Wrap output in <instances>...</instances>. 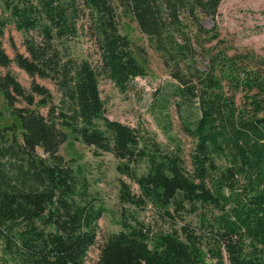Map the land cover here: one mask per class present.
I'll return each instance as SVG.
<instances>
[{"label": "trees", "instance_id": "1", "mask_svg": "<svg viewBox=\"0 0 264 264\" xmlns=\"http://www.w3.org/2000/svg\"><path fill=\"white\" fill-rule=\"evenodd\" d=\"M2 2L9 16H0V66L14 62L32 78L26 89L10 72L0 74V91L19 127L18 133L12 126L0 130L5 250L19 264H85L104 207L88 192L79 166L58 153L71 136L94 155L121 160L118 172L137 191L120 179V204L151 205L177 225L151 232L141 221L121 220L95 264H264V58L253 50L229 54L206 47L220 41L216 24L206 28L203 20H214L221 0ZM124 17L136 23L176 81L163 99L172 98L181 129L193 139L188 163L179 147L166 150L147 131L106 115L100 76L124 91L146 75L147 52L121 32ZM9 20L19 31L41 33L39 43L25 38L29 56L10 58L2 47ZM85 28L97 46V64L67 55L65 40ZM199 59L206 60L203 69ZM35 77L54 83L57 104ZM17 100L26 105L15 107ZM37 105L47 107L46 114ZM141 162L146 170L138 174ZM200 206L212 209L202 227L182 220Z\"/></svg>", "mask_w": 264, "mask_h": 264}, {"label": "rangeland", "instance_id": "2", "mask_svg": "<svg viewBox=\"0 0 264 264\" xmlns=\"http://www.w3.org/2000/svg\"><path fill=\"white\" fill-rule=\"evenodd\" d=\"M0 16L6 18L9 16V12L3 7L2 0H0ZM214 23L219 31L218 40L220 41L217 42V39H214L207 42L206 47L213 46L215 50L226 49L229 54L235 51L253 50L264 58V0H221L214 20L210 16L203 20L206 28H211ZM121 32L133 43L145 48L147 61L143 64L146 75L131 80L124 91L119 90L105 76H100V96L104 101L107 117L132 128H138L140 131H147L166 150H175L179 147L183 158L188 163L193 139L181 129L172 98L170 97L169 102L163 99L168 96L169 85L176 83L172 73L163 64L162 58L149 46L146 36L138 30L136 23L128 17L122 19ZM25 38L36 43L42 41L39 30L22 32L17 30L9 20L4 28L2 47L10 58H13L16 52L29 56L25 47ZM64 44L67 45V55L77 59L86 58L93 64L98 63L97 46L86 28L80 35L65 40ZM204 62H206L205 59L204 61L199 59L196 65L203 69ZM5 72H10L24 88L29 89L32 78L14 62L6 67L0 66V74ZM34 79L49 88L52 93V102L57 104L59 93L54 83L46 78L35 77ZM37 98L36 96L35 99ZM25 105V102L19 100L14 103L15 107ZM35 108L43 114L47 112V107L37 105ZM6 126H12L17 133L19 132L18 122L11 114L0 91V130ZM92 150V147L73 140L71 136H68L58 149V153L65 160H69L73 166H79L81 174L88 183V192L91 196L99 198V202L104 207L103 214L97 220L96 240L87 251L85 264H95L100 245L106 237L122 229L121 220L125 219L130 223H134L135 220L141 221L151 232L177 228V225L171 224L155 212L151 205L137 208L133 205L120 204L118 201L119 180L123 179L130 183L135 192L137 185L118 172L116 166L121 163V160L107 152L94 155ZM37 152L46 156L41 149H37ZM135 169L138 174H141L146 170V164L141 162ZM211 213L212 209L209 206H200L196 213L183 214L182 220L192 226L202 227L205 224V221L203 224L205 215L207 218ZM4 262L19 264V258L5 250L4 244L0 241V264Z\"/></svg>", "mask_w": 264, "mask_h": 264}]
</instances>
